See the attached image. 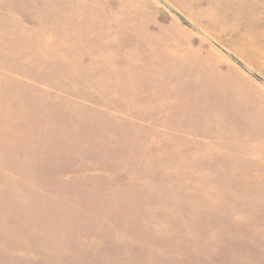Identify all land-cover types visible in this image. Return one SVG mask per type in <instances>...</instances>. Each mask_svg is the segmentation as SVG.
<instances>
[{
  "label": "rangeland",
  "instance_id": "374dc122",
  "mask_svg": "<svg viewBox=\"0 0 264 264\" xmlns=\"http://www.w3.org/2000/svg\"><path fill=\"white\" fill-rule=\"evenodd\" d=\"M130 6L264 94V0ZM62 44L83 102H0V264H264V102H139Z\"/></svg>",
  "mask_w": 264,
  "mask_h": 264
},
{
  "label": "crops",
  "instance_id": "0c3cea01",
  "mask_svg": "<svg viewBox=\"0 0 264 264\" xmlns=\"http://www.w3.org/2000/svg\"><path fill=\"white\" fill-rule=\"evenodd\" d=\"M4 1L0 102H83L65 86L66 70H81V50L67 52L64 42L110 44L100 70L136 85L139 102H264L259 86L236 81L224 60L199 51L196 36L162 34L160 19L134 17L130 0ZM7 43L13 50L2 49Z\"/></svg>",
  "mask_w": 264,
  "mask_h": 264
}]
</instances>
